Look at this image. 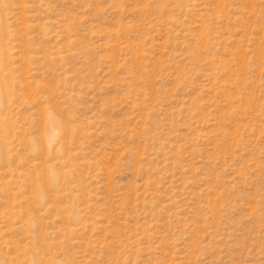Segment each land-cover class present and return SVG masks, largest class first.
<instances>
[{"label": "rangeland", "instance_id": "rangeland-1", "mask_svg": "<svg viewBox=\"0 0 264 264\" xmlns=\"http://www.w3.org/2000/svg\"><path fill=\"white\" fill-rule=\"evenodd\" d=\"M0 44V264H264V0H0Z\"/></svg>", "mask_w": 264, "mask_h": 264}, {"label": "bare ground", "instance_id": "bare-ground-1", "mask_svg": "<svg viewBox=\"0 0 264 264\" xmlns=\"http://www.w3.org/2000/svg\"><path fill=\"white\" fill-rule=\"evenodd\" d=\"M1 53H2V51H1V44H0V56H1ZM3 66V65H2ZM1 66V63H0V67H2ZM2 70V69H1ZM1 73V72H0ZM1 81V80H0ZM3 86V85H2ZM1 100V99H0ZM1 102V101H0ZM57 132V131H56ZM52 133V132H51ZM50 139V138H49ZM52 139V138H51ZM30 264V263H29Z\"/></svg>", "mask_w": 264, "mask_h": 264}]
</instances>
